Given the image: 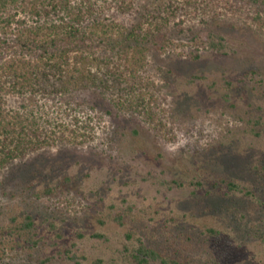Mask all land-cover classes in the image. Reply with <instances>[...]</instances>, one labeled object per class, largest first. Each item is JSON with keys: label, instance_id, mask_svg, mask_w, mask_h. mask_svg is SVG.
<instances>
[{"label": "rangeland", "instance_id": "rangeland-1", "mask_svg": "<svg viewBox=\"0 0 264 264\" xmlns=\"http://www.w3.org/2000/svg\"><path fill=\"white\" fill-rule=\"evenodd\" d=\"M74 1L93 4L102 19L147 25L167 38L134 84L109 74L108 90L97 89L105 97L84 92L43 100L55 126L80 119L72 126L78 144L68 142L75 137L70 132L62 138L58 132L53 148L0 169V226L12 216L32 215L55 222L67 238L0 253V264H75L73 256L80 264H130L124 250L129 232L185 264H264L261 0ZM209 34L224 38L225 52L208 49ZM98 72L99 86L105 72ZM23 103L11 97L9 109ZM222 180L251 196L214 190L212 183ZM172 181L186 186L170 192ZM111 213L124 214L126 227L97 225ZM79 231L88 237L78 240ZM90 231L110 242L92 240Z\"/></svg>", "mask_w": 264, "mask_h": 264}, {"label": "trees", "instance_id": "trees-1", "mask_svg": "<svg viewBox=\"0 0 264 264\" xmlns=\"http://www.w3.org/2000/svg\"><path fill=\"white\" fill-rule=\"evenodd\" d=\"M261 4L264 7V0ZM102 14L93 4L84 6L74 0H0V169L53 148L67 132L75 136L68 142L78 144L80 135H76L72 126L73 123L78 126L80 119L75 116L73 121L63 120L55 126L43 102L47 96L71 98L87 92L105 97L104 92L97 89L108 90L109 74L127 78L134 84L151 53L158 48L162 50L163 40L167 38L162 36L163 31L156 32L157 29L147 28V25H121L102 19ZM19 16L24 17L19 19ZM207 46L218 53L227 48L224 38L214 34L208 35ZM198 58L199 55L195 60ZM101 70L105 74L98 86L97 75ZM195 80L202 78L195 77ZM11 97L24 100L21 109H9ZM66 105L73 107L72 103ZM85 127L82 129L87 130ZM58 132L61 138L57 137ZM89 136L91 138L92 134ZM167 184L170 192L186 186L180 181ZM188 185L204 188L201 182ZM219 187L229 194L251 196L234 182L212 183L214 190ZM46 193L53 194V190L47 189ZM128 209L132 213V208ZM96 223L101 227L117 225L121 228L127 224L125 215L120 213L103 214ZM43 229L46 231L42 232ZM89 234L92 240L110 242L106 234L91 231ZM76 236L78 240H85L88 234L79 231ZM134 236L133 232L125 235L126 241L132 244L124 247L130 264H185L147 247L142 238ZM66 238L67 233L53 221L37 222L32 215L12 216L5 227L0 226V253L7 255L23 248L34 251L46 240L64 242ZM70 260L80 264L76 256ZM103 263L104 260L95 262ZM111 263L116 264V261Z\"/></svg>", "mask_w": 264, "mask_h": 264}]
</instances>
